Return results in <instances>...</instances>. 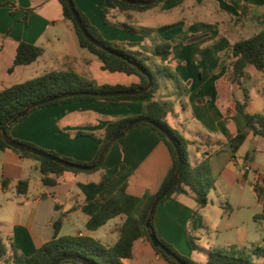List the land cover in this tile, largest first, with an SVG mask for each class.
<instances>
[{
    "label": "crops",
    "instance_id": "1",
    "mask_svg": "<svg viewBox=\"0 0 264 264\" xmlns=\"http://www.w3.org/2000/svg\"><path fill=\"white\" fill-rule=\"evenodd\" d=\"M5 1L0 0V91L46 72L68 68L97 86L139 83L136 75L102 69L100 59L81 47L58 0H9L17 3L19 9H29L26 21L25 12L12 15L11 7L3 4ZM74 2L108 40L148 43L139 35L123 31L120 24H127L125 21L132 23L130 26L157 29L164 40H181L173 47L168 63L183 82L189 81L191 94L187 97L188 109L182 108L181 115L174 111L173 122L168 120V123L193 142L188 146L193 165L203 159L202 153L208 152L206 158L215 188L209 193L208 205L194 219L191 214L197 204L191 194L164 199L154 213L157 236L198 264L206 263L207 253L212 249L252 248L263 243L264 138L249 133L238 152L232 154L228 137L246 131L247 126L229 98L230 86L223 81L226 69L218 70L221 52L264 28L263 3L165 0L161 6L146 11L121 12L108 0ZM245 5L248 9L243 15ZM261 8L263 12L259 11ZM204 35L210 37L203 40ZM20 42L39 46L44 52L37 61L15 67L9 73ZM202 86L206 89L201 90ZM219 86L227 90L223 106L215 102ZM199 90L201 99L195 97ZM258 93L264 95V89ZM158 95L172 99L174 90L163 89ZM148 100L51 105L33 112L25 121L14 125L10 133L13 138L33 143L40 149L89 163L95 159L101 141L84 134L100 133L110 123L139 117ZM248 108L249 113L261 112ZM203 136L211 146L203 145ZM172 165L167 143L145 124H137L110 146L101 169L64 172L55 185L42 182L38 161L23 158L12 150L0 151V235L25 256L33 255L45 242L62 236H90L104 245H113L119 238L118 228L124 223V216L111 219L97 230L87 228L88 220L103 201L123 186L132 196L157 193ZM50 178L54 176L51 174ZM20 182H27L26 193H18ZM188 236L195 239L194 250L188 245ZM195 254L203 255L205 261H196ZM125 263L169 264L146 238L134 242L132 257Z\"/></svg>",
    "mask_w": 264,
    "mask_h": 264
},
{
    "label": "trees",
    "instance_id": "2",
    "mask_svg": "<svg viewBox=\"0 0 264 264\" xmlns=\"http://www.w3.org/2000/svg\"><path fill=\"white\" fill-rule=\"evenodd\" d=\"M58 1L62 6L63 16L72 24L81 47L87 49L100 59L103 70L112 73L136 75L139 77L140 81L139 83L131 86H97L94 82L83 79L73 69L68 68L60 71L46 72L23 83L4 88L0 91V151L12 150L23 158L38 161L39 169L43 176L42 182L45 185H55L64 172L69 171L79 173L82 171L64 167L56 162L40 158L28 152H22L8 146L6 140H14L29 147L38 148L33 143L13 138L10 134V130L14 125L25 121L36 110L51 105H59L74 101H105L109 103H123L135 99H149L145 104L143 114L139 117L125 118L110 123L106 126L104 131L100 133L84 134L89 135L95 140L101 141L100 148L95 159L89 163L75 162L69 158L59 156L54 152L43 149L41 150L69 162L89 165L98 158L103 146L109 141L114 133L121 130L131 120L148 117L172 136L179 147L183 160V168L179 173V179L166 198L176 195L191 194L197 204V208L191 214V218L194 219L199 215V210L208 205V196L210 191L215 188V180L212 176L209 161L206 158L208 152L202 153L203 159L193 165L190 162L188 151V146L193 144V142L187 139L182 132L173 129L168 123L169 115L171 113L174 115V106L176 103L181 105L184 110H187V97L190 94L187 84L172 71V68L168 63L173 56V47L177 44V42L179 43V41L176 39L162 40L159 36L155 37V41L152 44L115 42L107 40L103 37L101 32L92 25L87 16L77 7L74 0H72L75 9L89 35L97 42L115 52L118 56L112 55L91 44L84 37L83 33L75 23L66 0ZM108 1H110L119 11L130 12L146 11L156 7L159 3H163L165 0H158L150 6L130 5L120 0ZM259 1L264 4V0ZM3 4L15 7L14 3L9 0H6ZM247 9L248 8L245 5L243 8V15L246 13ZM11 14L14 15L15 12H11ZM26 20L24 19V21ZM120 26L123 30L132 34L140 35L147 40L152 37L153 33L156 31L154 28L134 27L128 24H120ZM209 37V35L201 36L203 40ZM43 52V48L39 46L26 42H20L16 49L13 64L9 68V73L13 72L15 67L30 65L37 61L42 56ZM220 58L218 70L220 71L222 68L226 69L223 81L230 86L233 105L238 113L243 116L247 126L246 131L238 134H232L228 137V143L232 154L235 155L246 140L249 133H253L254 135L264 138V112L249 113L247 111L251 96L250 91L245 86L247 81L251 79V73L248 70L249 67H253L257 71L264 74V28L260 32L248 38H242L235 41L228 49L221 52ZM147 76L153 79V85L141 95L117 97L82 95L78 97L60 99L35 108L25 117L19 118L16 122L12 123L4 134L2 133L3 127L7 126L23 110L37 101L74 92L99 93L139 90L147 85ZM235 86H238L243 91L242 100L235 98ZM170 87L174 90L172 99H167V96L158 95L161 90H168ZM145 125L151 127L159 133V135L167 143L172 154L173 165L157 193L145 194L142 197L132 196L127 193L126 187L123 186L113 196L103 201L98 212L88 220L86 224L87 228L89 230H97L111 219H114L117 216H124L125 221L118 228L119 238L115 244L107 246L90 236H62L45 242L33 255L25 256L15 250L14 243L6 241L0 235V264H51L56 258L63 255L75 256L76 259L74 260L64 261L72 262L74 264H126L125 261L132 257L133 244L137 239L146 238V240L151 243L148 235L150 230L146 228V221L153 201L160 194H162L172 181L177 170L178 158L174 147L167 140L165 135L150 124ZM203 139V145H212L208 138L203 136ZM103 164L104 160L94 171L101 169ZM51 174L54 178H50ZM2 183L3 186H6L5 181ZM27 187V182H20L17 187L18 193H26ZM161 202H163V200ZM153 219L154 215L151 220V229L157 236L153 225ZM157 238L161 244L167 247L177 259L182 260L185 264H198L190 257L181 255L171 244L167 243L158 236ZM151 245L153 246L152 243ZM188 245L191 250H194L197 247L195 239L190 236H188ZM153 248L169 264H177L175 258L166 255L157 247L153 246ZM259 261L262 262L260 263ZM205 264H264V242L255 245L252 248H238L230 246L225 249H212L207 253V260Z\"/></svg>",
    "mask_w": 264,
    "mask_h": 264
},
{
    "label": "water",
    "instance_id": "3",
    "mask_svg": "<svg viewBox=\"0 0 264 264\" xmlns=\"http://www.w3.org/2000/svg\"><path fill=\"white\" fill-rule=\"evenodd\" d=\"M122 2H125L127 4L130 5H136V6H150L154 3H156L158 0H120ZM70 11L72 13V17L75 21V23L77 24L78 28L81 30V32L83 33L84 37L93 45L99 47L100 49L112 54V55H117L115 52H113L112 50H110L109 48L105 47L104 45H102L101 43L97 42L96 40H94L89 33L87 32L85 26L82 23L81 18L79 17L74 3L72 0H66ZM118 56V55H117ZM145 74V73H144ZM146 75V74H145ZM148 77V83L146 86H144L142 89L139 90H130V91H117V92H99V93H91V92H74V93H66V94H62V95H58V96H54V97H50L47 98L45 100H41V101H37L33 104H31L30 106H28L25 110H23L19 115H17L7 126L2 128V133L4 134L7 130V128L14 122H16L19 118L25 117L26 115L29 114V112H31L32 110H34L35 108L48 104L50 102H54L60 99H66V98H71V97H78V96H82V95H89V96H96V97H117V96H135V95H141L143 93H145L148 89H150V87L153 85V79L149 76ZM139 123H146V124H150L151 126L157 128L158 130H160L165 137L167 138V140L172 144V146L174 147L176 154H177V158H178V166H177V170L175 172V175L172 179V181L169 183V185L167 186V188L162 192V194H160L152 203L147 221H146V228L148 230H150L149 232V238L151 243L153 244L154 247H157L159 249H161L166 255L175 258L177 264H185L182 260L177 259L176 257H174V255L172 254V252L165 247L163 244H161V242L159 241V239L157 238V236L155 235V233L152 231L151 229V220H152V216L154 215L158 205L160 204V202L162 200H164L168 194L171 192V190L173 189V187L175 186V184L177 183L178 179H179V173L181 172L182 168H183V160L181 157V153L179 151V147L176 144L175 140L172 138V136L162 127H160L158 124H156L155 122H153L150 118L148 117H141V118H136L134 120H131L127 125H125L121 130L117 131L116 133H114L111 138L109 139V141L103 146L98 158L89 165H84V164H78V163H74V162H69L66 161L58 156L52 155L50 153H47L41 149L35 148V147H29L21 142H17L14 140H6V143L8 146H10L11 148L20 150L22 152H28L30 154L36 155L40 158L43 159H47L53 162H56L64 167L67 168H73V169H77V170H81V171H93L95 170L104 160L106 153L108 152L110 146L112 144H114L115 142L121 140L125 134L127 132H129L134 126H136ZM76 259L75 256H71V255H63L60 256L58 258H56L51 264H61L62 262L66 261V260H74Z\"/></svg>",
    "mask_w": 264,
    "mask_h": 264
},
{
    "label": "rangeland",
    "instance_id": "4",
    "mask_svg": "<svg viewBox=\"0 0 264 264\" xmlns=\"http://www.w3.org/2000/svg\"><path fill=\"white\" fill-rule=\"evenodd\" d=\"M12 3H14V2H12ZM161 4L162 3H159V5H157V6H161ZM7 6L11 7V12H15V14H17L19 12H25L24 19L25 20L27 19V17H28L27 13H28L29 9H25V8L19 9V5L17 3H14V6L15 7H13L12 5H7ZM259 11L260 12H263V8H261ZM125 22L127 24H132L129 21H125ZM131 26H133V25H131ZM134 27H137V26H134ZM120 29H121V27H120ZM155 30L156 31H155V33H153L152 37H150L148 39V43L149 44H152L155 41V37L156 36H159V38H161L162 40H164L159 35V33L157 32V29H155ZM134 35H137V34H134ZM245 35H247V34H245ZM105 39H107V38H105ZM173 39H176V40L179 41V43L177 42V44L174 45V46H177V45H179L181 43V40L180 39H177V38H173ZM110 41H112V40H110ZM171 68H172V71L175 74H177L175 68L173 66ZM248 70L251 73V79L248 80L247 83L245 84V86L247 87V89H249V91L251 93V101H250V104H249L250 106H249L248 110H260L261 112H264V95L258 93V90L259 89H264V74L261 73V72H259V71H257L253 67H249ZM180 79L182 80V78H180ZM186 84L189 87V91H190L189 81ZM208 85H209L208 86L209 89H212V86L210 84H208ZM200 89L201 90H205L206 88H205V86H202V87H200ZM199 93H200V90L199 91H196V93H195L196 96L195 97L201 99L202 96H200ZM234 93H235V98L236 99L242 100V98H243V91L238 86H235ZM190 94H191V91H190ZM229 98H232L231 93L229 94ZM226 100H227V90H225V87L224 86H219L218 89L216 88L215 102L217 103L218 106H223V105H225ZM189 108H190V110H193V109H191L190 106H189ZM187 109H188V107H187ZM174 111L178 112V114L181 115L182 112H183V109H182L181 105H179L178 107L177 106L176 107L174 106ZM168 120H169V122H173V114L172 113L169 115ZM139 124H141V123H139ZM194 259L196 261H198V262H204L205 261V257L203 255H200V254H195ZM259 262L261 263L262 261H259Z\"/></svg>",
    "mask_w": 264,
    "mask_h": 264
}]
</instances>
